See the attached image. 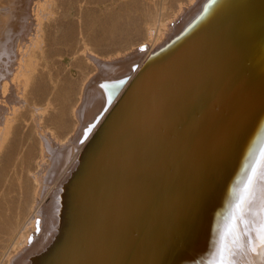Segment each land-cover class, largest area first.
Masks as SVG:
<instances>
[{
	"label": "bare ground",
	"instance_id": "bare-ground-1",
	"mask_svg": "<svg viewBox=\"0 0 264 264\" xmlns=\"http://www.w3.org/2000/svg\"><path fill=\"white\" fill-rule=\"evenodd\" d=\"M26 1L0 0V153L27 105L41 145L33 200L0 264H248L250 230L264 223V0H193L165 33L160 19L148 41L110 59L85 43L98 72L65 139L44 124L51 100L27 95L55 0H34L22 45Z\"/></svg>",
	"mask_w": 264,
	"mask_h": 264
},
{
	"label": "rangeland",
	"instance_id": "rangeland-1",
	"mask_svg": "<svg viewBox=\"0 0 264 264\" xmlns=\"http://www.w3.org/2000/svg\"><path fill=\"white\" fill-rule=\"evenodd\" d=\"M191 1L193 0H55L53 15L44 24V51L38 53L39 66L27 92L29 102L51 100V106L43 120L45 126L60 139H65L80 124L79 118L73 114V108L81 103V91L87 77L98 72L82 55L85 43L91 51L104 59L130 52L142 42L148 41L150 27L156 28L160 19H163L162 28L165 33V25L175 18L184 5H190ZM26 4L28 15L23 20L19 31L21 33L17 32L18 36L15 37L22 45L33 35L35 21L32 9L36 2L27 0ZM258 53L264 59L262 45ZM3 55H0V60L6 59ZM87 66L91 68L86 69ZM81 67L87 72L85 76ZM14 69L15 66L9 73L12 74ZM219 102H223L222 96ZM0 103L5 105L4 98L0 97ZM32 112L30 105L20 110L12 125V133L0 153V261L4 247L25 219L36 190L32 173L28 169L32 167L34 171L36 168L41 141ZM193 128V124L189 126L190 132ZM260 143L256 142L251 149L250 160L252 159L253 167L257 164L255 157L262 148ZM206 186L202 181L192 187L198 188V192L192 193L194 205L200 211L207 205L205 201L208 192L204 193ZM128 190L125 194L129 195L131 192ZM261 193L264 194V189ZM262 208L264 214V201ZM257 209V205L252 208ZM210 216L209 212L203 213L200 220L208 221ZM153 224L158 225L157 215ZM200 224L204 226L207 223L200 221ZM259 234V228H251L248 264H264V250L259 243Z\"/></svg>",
	"mask_w": 264,
	"mask_h": 264
},
{
	"label": "snow or ice",
	"instance_id": "snow-or-ice-1",
	"mask_svg": "<svg viewBox=\"0 0 264 264\" xmlns=\"http://www.w3.org/2000/svg\"><path fill=\"white\" fill-rule=\"evenodd\" d=\"M259 243H260L261 249L264 250V223H262L260 227Z\"/></svg>",
	"mask_w": 264,
	"mask_h": 264
}]
</instances>
